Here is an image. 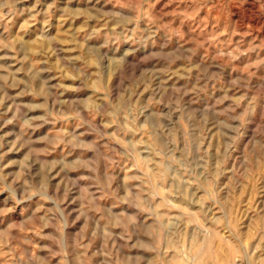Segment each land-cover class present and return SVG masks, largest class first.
I'll return each mask as SVG.
<instances>
[{
	"label": "rangeland",
	"instance_id": "obj_1",
	"mask_svg": "<svg viewBox=\"0 0 264 264\" xmlns=\"http://www.w3.org/2000/svg\"><path fill=\"white\" fill-rule=\"evenodd\" d=\"M0 264H264V0H0Z\"/></svg>",
	"mask_w": 264,
	"mask_h": 264
}]
</instances>
